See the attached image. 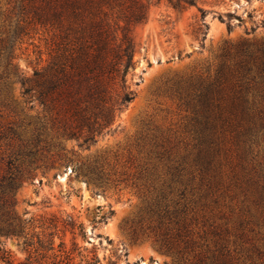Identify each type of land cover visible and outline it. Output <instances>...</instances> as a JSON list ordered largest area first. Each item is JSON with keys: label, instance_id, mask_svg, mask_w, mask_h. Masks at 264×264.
<instances>
[{"label": "trees", "instance_id": "obj_1", "mask_svg": "<svg viewBox=\"0 0 264 264\" xmlns=\"http://www.w3.org/2000/svg\"><path fill=\"white\" fill-rule=\"evenodd\" d=\"M4 1L0 5V61L4 58L0 94L9 90L15 73V43L20 35L41 29L47 58L39 46L32 76L20 79L24 94L38 100L42 114L25 113L23 120L0 124V234L22 237L28 251L25 261L16 262L0 242V263H68L73 257L66 241L61 240L56 253L55 232L49 231L50 238L44 239L46 230H57L60 221L43 218L35 224L34 217H23L17 210L16 191L37 167L56 163H72V172L78 175L82 169L101 187L117 183L105 158L97 156L80 167V161L74 164L76 151L64 144L75 139L81 147L90 146L98 135L112 130L133 100L129 74L135 69L140 45L135 27L148 20L154 0ZM168 2L184 8L197 0ZM232 46L223 52L213 74L190 77L177 86L191 111L189 130L195 152L191 161L173 159L165 149L156 152L158 159L166 157L168 170L154 186L152 211L161 223L169 222L168 228L170 223L176 227L178 238L166 236L162 244L169 250L177 246L183 258L194 242L188 240L189 212L196 205L224 204L240 233L253 234L241 263L264 264V40H241ZM143 176L140 171L138 178ZM145 177L149 182V173ZM141 185L134 183L146 195L149 184ZM62 226L74 235L77 229L85 234L83 223L71 216L62 220ZM216 235L215 248L206 244L193 264H232L234 257L224 237ZM100 261L97 253L86 258V264Z\"/></svg>", "mask_w": 264, "mask_h": 264}, {"label": "rangeland", "instance_id": "obj_2", "mask_svg": "<svg viewBox=\"0 0 264 264\" xmlns=\"http://www.w3.org/2000/svg\"><path fill=\"white\" fill-rule=\"evenodd\" d=\"M4 3L0 0V5ZM135 35L140 45L135 69L129 74L133 100L112 130L98 135L90 146L81 147L75 139L64 144L76 151L74 164L80 161V167L97 156L105 158L107 170L119 179L117 183L98 186L82 169L78 175L72 172V163L42 165L16 191L17 210L23 217H34L35 224L43 218L60 221V227L47 229L44 237L47 241L49 231H54L56 253H60L62 239L72 252L68 263L62 260L58 264H86L93 253L99 256V264H193L206 244L215 248L216 232L230 248L232 264H242L248 238L253 234L240 233L224 204L208 208L196 205L189 212L188 240L194 242L183 258L178 256L177 246L169 250L162 244L166 236L178 237L176 227L170 223L168 228L169 222L161 223L152 211L154 186H159L158 180L166 177L168 170L166 157L160 160L156 152L165 149L173 159H193L191 111L177 86L190 77L213 74L223 52L234 43L264 40V0H197L184 8H176L168 0H154L148 20L135 27ZM44 38L45 33L37 28L16 40L15 73L9 90L0 94V124L23 120L25 113L31 117L42 114L38 100L24 94L20 79L32 76L38 65L39 46L43 58H47ZM3 63L4 58L0 61ZM140 171L143 179L138 178ZM148 173L149 182L145 177ZM134 183L149 184L148 195L141 194ZM70 216L83 223L85 234L78 229L75 235L70 229L63 230L62 220ZM0 242L16 262L26 260L28 251L22 237L0 234Z\"/></svg>", "mask_w": 264, "mask_h": 264}]
</instances>
